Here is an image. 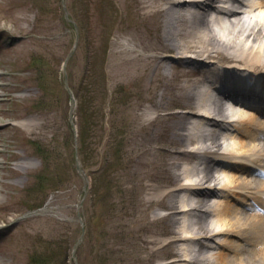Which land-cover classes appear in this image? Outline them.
<instances>
[{
	"label": "rangeland",
	"instance_id": "obj_1",
	"mask_svg": "<svg viewBox=\"0 0 264 264\" xmlns=\"http://www.w3.org/2000/svg\"><path fill=\"white\" fill-rule=\"evenodd\" d=\"M65 3L80 29L77 44L75 23L65 17L63 0H0V264H76L72 248L79 239L78 264H184L175 261L184 247L193 250L198 264L194 260L203 253L190 237L169 243L173 230L184 224L175 223L161 190L174 186L170 180L179 170L171 150L194 147V141L176 144L177 133L188 134L190 124L182 126L174 113H184L193 103L179 86H193L201 73L188 70L181 59L179 68L167 59L166 70L157 61L144 69V62L132 68L116 55L122 43L131 41L142 53H153L142 44H156L162 27L158 20L151 24L140 0ZM212 24L218 35V22ZM179 26L183 34L171 43L174 53L204 56L207 51L199 52L203 46L216 47V35L204 41L205 29L187 35L189 27ZM231 32L226 47L240 46V31ZM192 41L197 42L188 45ZM66 74L77 93L78 133L69 121ZM225 104L231 102L225 99ZM228 126L223 144L235 141L238 132ZM84 157L90 181L76 169ZM228 162L216 165L218 185L225 173L236 172ZM221 194L218 189V198L227 200ZM232 202L238 205L236 198ZM197 216L196 211L188 216V231L204 228L194 222ZM212 219L209 215L207 220ZM221 240L209 243L217 249ZM238 256L246 264H264L251 246Z\"/></svg>",
	"mask_w": 264,
	"mask_h": 264
},
{
	"label": "bare ground",
	"instance_id": "obj_2",
	"mask_svg": "<svg viewBox=\"0 0 264 264\" xmlns=\"http://www.w3.org/2000/svg\"><path fill=\"white\" fill-rule=\"evenodd\" d=\"M140 5L146 14L152 16L151 24L158 20L162 27L156 44H142V48L153 53L150 56L142 53L137 47L139 45L131 41V45L122 43L116 55L124 58V63H131L132 68L141 67L144 62L143 68L146 69L145 66L157 61L159 68L166 70L167 59H174L177 61L174 66L178 68L183 64L188 70L198 73L203 71L200 72L201 77L194 82L196 85L179 86L182 96L192 99L193 103L184 108V113L179 110L174 113L175 119L182 126L190 124L188 134L178 132L180 140L175 142L181 144V141L187 140L194 141L196 145L190 149L171 150V156L177 158L173 159V163L179 170H175L174 179L168 178L174 186L161 190V200L167 198L164 205L173 220H176L175 223L180 220L184 225L181 230H173L174 234L169 243H182L190 237L198 243L199 250L203 253L201 258L194 260L198 264H246L244 256H238L246 246L256 249L264 257V178L258 177L259 174L264 175V120H259L255 114H248L250 112L241 109L235 102L230 107L226 106L225 99L237 100L230 97L228 91H220L219 94V88L210 80L217 75L215 77L222 81L225 78V82L234 89L236 87L233 85L243 86L247 83L240 84L242 80L238 79L239 83L235 84L237 81L233 76L240 78L248 70L264 72V0H140ZM225 17L226 21L223 20ZM213 22H218V35L213 28ZM226 22L231 29L225 25ZM181 24L189 27L187 35L197 36V32L205 29L207 37L204 41H207L209 34L216 35L218 43L213 42L216 47L203 46L199 52L207 51L204 56L174 53L171 43L183 34L179 26ZM232 29L240 31L241 44L237 47H226L225 42ZM196 42L192 41L188 45L192 46ZM216 44L221 47L217 48ZM150 48H154V51ZM226 48H229L228 52H225ZM220 53L225 56L220 57ZM180 59L183 60L181 64ZM241 60L243 62L238 67L222 65L226 61L235 63ZM221 69L225 72L224 76L218 75ZM257 87L263 88L264 82H258ZM227 108L231 114L227 113ZM208 121L211 128L206 127ZM225 123H232L238 131L231 144H223L221 141L225 135L222 131ZM200 138L205 141L198 145ZM2 140L0 135V143ZM220 154V157L214 159L215 155ZM222 161H229L227 164L234 166L236 172L225 173L218 185L220 175L214 173V170L219 167L216 165L223 166ZM218 189L222 190L227 200L218 198ZM235 198L238 205L232 202ZM249 199L254 204L248 208L247 205L251 204ZM249 209H254L253 213H248ZM193 211L199 212L194 222L203 223L204 228L188 231L187 226L191 225L186 224ZM209 215L213 217L210 222L207 220ZM215 237L225 239L219 241L217 249L209 243ZM203 249H207L204 250L205 253ZM179 255L175 261L194 264L192 258L196 254L191 248L184 247Z\"/></svg>",
	"mask_w": 264,
	"mask_h": 264
},
{
	"label": "water",
	"instance_id": "obj_3",
	"mask_svg": "<svg viewBox=\"0 0 264 264\" xmlns=\"http://www.w3.org/2000/svg\"><path fill=\"white\" fill-rule=\"evenodd\" d=\"M66 12H67V10H66ZM73 53V51H71L70 52V54H69V56L71 55ZM75 105H76V102L74 101L73 102V104H72V107H71V115H70V118H71V120H73V115H72V113H73V111H74V108H75ZM77 169H78V171L83 175V177H85V179H87V181H88V175L83 171V169L78 165L77 166ZM82 222H83V219H82ZM84 231H85V229H83V233H82V237L84 236ZM81 237V238H82ZM80 240V239H79Z\"/></svg>",
	"mask_w": 264,
	"mask_h": 264
},
{
	"label": "trees",
	"instance_id": "obj_4",
	"mask_svg": "<svg viewBox=\"0 0 264 264\" xmlns=\"http://www.w3.org/2000/svg\"><path fill=\"white\" fill-rule=\"evenodd\" d=\"M103 88H105V84H104V86H102ZM83 153H85V152H83ZM86 159V157H84L83 158V164L86 166L87 164H88V162H89V160H85ZM35 264H38L37 262H35ZM40 264V263H39Z\"/></svg>",
	"mask_w": 264,
	"mask_h": 264
}]
</instances>
